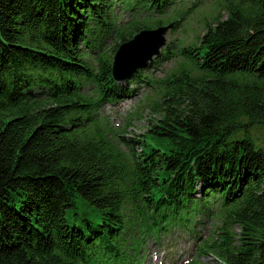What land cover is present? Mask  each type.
I'll list each match as a JSON object with an SVG mask.
<instances>
[{
    "label": "trees",
    "instance_id": "16d2710c",
    "mask_svg": "<svg viewBox=\"0 0 264 264\" xmlns=\"http://www.w3.org/2000/svg\"><path fill=\"white\" fill-rule=\"evenodd\" d=\"M214 1L158 80L161 117L122 150L100 114L129 94L112 55L179 29L178 1L0 0V264H141L148 236L194 233L201 215L222 225L198 254L264 264V0Z\"/></svg>",
    "mask_w": 264,
    "mask_h": 264
},
{
    "label": "rangeland",
    "instance_id": "374dc122",
    "mask_svg": "<svg viewBox=\"0 0 264 264\" xmlns=\"http://www.w3.org/2000/svg\"><path fill=\"white\" fill-rule=\"evenodd\" d=\"M175 1L178 2L173 7L179 9L178 12L183 15L180 28L169 29L166 34V45L162 47L161 54L154 57L148 66L140 69L149 75L152 82H129L133 77L121 82L116 81L129 88V94L125 97L120 95L112 103L105 102L101 106L100 114L106 118L110 127L119 130L114 139L122 150H129L131 139H142L145 132L150 129L151 123L161 117V113L154 111L153 108L160 102L166 86L160 85L158 80L164 78L184 58L179 54L181 45L196 40L197 36L205 31V17H210L215 8L214 0ZM173 12L174 9L169 10V13ZM113 14L120 25H127L128 21L135 18L134 12L126 11L121 3L113 9ZM222 16L225 17L226 13L223 12ZM115 42L116 32H112L104 41L103 51L110 50ZM167 46H170L176 55L169 56L166 52L163 54ZM113 56L114 54L112 60ZM87 88L91 90L92 84ZM139 147L137 145L136 149ZM195 222L197 229L193 231L194 233L175 228L169 235H162L160 238L148 236L140 250L141 264H219L212 253L203 256L198 254V246L210 236L216 238L222 223L214 217L205 215L197 217Z\"/></svg>",
    "mask_w": 264,
    "mask_h": 264
},
{
    "label": "water",
    "instance_id": "95a60500",
    "mask_svg": "<svg viewBox=\"0 0 264 264\" xmlns=\"http://www.w3.org/2000/svg\"><path fill=\"white\" fill-rule=\"evenodd\" d=\"M170 28L172 24L144 28L129 40L122 42L113 56V78L119 82L125 81L137 70L148 66L154 57L161 54Z\"/></svg>",
    "mask_w": 264,
    "mask_h": 264
}]
</instances>
